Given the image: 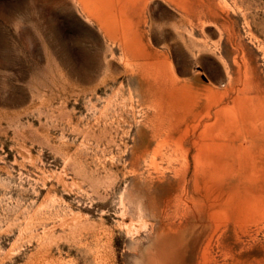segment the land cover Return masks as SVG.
I'll use <instances>...</instances> for the list:
<instances>
[{
  "label": "rangeland",
  "instance_id": "1",
  "mask_svg": "<svg viewBox=\"0 0 264 264\" xmlns=\"http://www.w3.org/2000/svg\"><path fill=\"white\" fill-rule=\"evenodd\" d=\"M138 19L131 35L79 0H0V264H264V212L206 249L190 182L191 141L227 102L215 91L239 90L264 121V0H195L190 15L151 0ZM148 50L197 117L148 95Z\"/></svg>",
  "mask_w": 264,
  "mask_h": 264
},
{
  "label": "bare ground",
  "instance_id": "2",
  "mask_svg": "<svg viewBox=\"0 0 264 264\" xmlns=\"http://www.w3.org/2000/svg\"><path fill=\"white\" fill-rule=\"evenodd\" d=\"M79 1L82 3L84 12L89 16H94L95 19L97 18L106 27H104L105 29L114 31L120 24L122 33L139 35L141 29L138 25L140 21L138 17L145 12L147 1L149 3L151 0ZM171 1L184 14L190 15L193 12L195 0ZM151 29V25L148 24V33ZM132 41L134 42V40ZM138 47L140 46L136 48ZM131 55H133V51ZM136 55L139 58V55ZM165 60L148 50V60L145 61L148 64L142 70L143 74L148 76V95L154 99L165 98L167 106L163 110L172 115L176 112L185 115L194 113L197 100L190 94L193 90H188L185 85L178 84L175 75L167 68V59ZM143 63L141 62V66ZM227 90L213 93L212 99L216 104L224 100L227 102L213 112V122L204 123L202 130L199 134L197 133L198 136L191 141L196 153L193 155L194 168L190 182L193 180V190L202 199L201 204L193 202L192 205L204 210L212 226V234L206 249L211 245V241L216 235L217 238H220L231 232L237 234L242 228H246L248 223H258V219L264 212V135L257 128L258 125H263L264 121L261 116L254 117L255 111L248 110L244 106V101L238 95L239 90L230 88L229 91L235 93V97L229 95ZM230 101L232 102L231 106H229ZM212 105L213 103L211 104L209 101L205 107L204 117L207 119L211 117ZM194 114L197 117L198 114ZM201 123L199 120L198 125ZM240 137H244L246 143H253L256 138L259 139L262 144L259 142L257 148L260 150L256 153H249L247 148L239 149L234 155V142ZM189 165L190 163L187 161L186 169L189 168ZM249 237L253 238L251 234Z\"/></svg>",
  "mask_w": 264,
  "mask_h": 264
}]
</instances>
